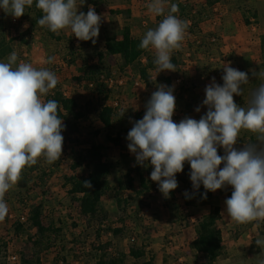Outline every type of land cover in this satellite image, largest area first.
<instances>
[{"label": "clouds", "instance_id": "9594fccd", "mask_svg": "<svg viewBox=\"0 0 264 264\" xmlns=\"http://www.w3.org/2000/svg\"><path fill=\"white\" fill-rule=\"evenodd\" d=\"M33 3L34 0H0V9L18 19ZM78 6L77 0H36L35 7L43 14L37 23L57 35L70 29L78 41L95 44L101 16L93 6H89L87 14H78ZM146 7L154 16L164 18L145 33L139 47L154 51L158 74L175 72L171 57L182 47L187 22L176 15L179 6L175 3L170 4L166 15L165 0H151ZM17 61L18 54L12 51L7 62H0V223L9 212L5 195L18 185L24 169L36 165L40 158L49 165L60 160L64 141L60 104L54 99H43L56 88L58 77L47 68ZM53 61L50 56L45 63ZM223 70V86L213 78L205 89L203 105L208 110L199 120L185 118L174 122L173 89L159 86L151 95L143 118L128 132V148L139 165L150 161V179L158 184L164 198L178 187L176 174L183 171L187 162L194 190L198 191L202 184L206 199L207 192L231 186V197L225 201L230 222H255L259 227L264 224V83L252 92L248 106L240 107L233 97L242 95L243 86L249 83L248 73L230 65ZM253 75L264 79V70L253 71ZM242 131L254 134L259 145L248 142L237 150L234 145ZM218 148H223V156L218 155ZM83 186L91 188V183L85 181ZM185 196L190 198L187 192ZM255 242L264 249V235L258 233Z\"/></svg>", "mask_w": 264, "mask_h": 264}, {"label": "trees", "instance_id": "16d2710c", "mask_svg": "<svg viewBox=\"0 0 264 264\" xmlns=\"http://www.w3.org/2000/svg\"><path fill=\"white\" fill-rule=\"evenodd\" d=\"M168 1H171V4L175 3L179 6V12L176 15L181 20L186 22L191 21V25L189 27L187 26V35L185 38H187V47L195 51V45H199L203 50L206 42L204 45L203 43L199 44V42L201 40L204 42L208 39V36L203 34V28L199 24V19L210 8L214 9L221 3H233L236 0H206V5L200 6L195 3L193 4L192 0ZM35 2L36 0H34L31 7H26L36 17L33 27L26 31L20 30L17 26H10L6 18L0 15V62H7V57L12 51H16L18 54L17 64L22 61L25 57L19 47L24 46L26 50H32L34 32L38 28H43L48 37L51 38V43L55 45L56 49L53 48L52 53L56 55L57 47L60 49V46H64L66 52L69 53L68 66H72L77 62V58L81 57L83 60V69L79 74L77 83L79 88H83L86 93L91 92L92 97L87 99L82 105L77 98L67 96L58 84L55 89L43 97L45 100H57L60 104L59 116L63 120L64 130L62 135L64 140H71L72 136L76 134L75 130L79 129L81 122L92 113L98 112L100 123L103 126V130L97 129L93 131L92 129L91 138L86 140L87 144H90L86 145L87 148L84 153L77 155L70 165V174L68 178L65 177V190L72 202H74V205L78 207V220L89 222L90 225L93 222L97 223L93 229L98 242L92 246V253L96 258L95 264H132L129 263L131 259L136 261L145 260L143 264H156L155 258L150 256L146 250L149 246L146 233L152 231L154 233L158 232L163 229V225L156 224L159 213L157 211L155 213L152 208V198L158 195L162 197L165 204L172 205L177 201L176 195L178 188L169 194V198H164L159 190L158 184L150 179L153 167L150 161H147L146 165L149 171L145 170L143 172L141 168H132L129 171L138 178L139 182L134 185L128 184L134 196L127 198L121 191H115L113 185L115 168L106 161L107 151H110L111 148L117 145L118 147H124V143L128 141L127 137L118 130V126L122 120L120 114L121 108L119 106H123L124 101L121 98L123 94L116 91V86L120 88L123 85L118 84V81L114 83L111 77H109V74L114 73L113 69L118 66L121 71L118 73L123 79L125 69L130 67L132 71L139 73L142 79H148L149 72L156 71L154 51L141 49L139 44L142 38L132 36L128 26L125 27V32L122 33L118 32L115 27L105 28L102 33L104 40L103 47L100 42V36L96 38L95 44L90 41L92 46H77L75 39L70 38L64 40L63 36L56 35L49 31L47 27L38 25L37 21L43 14L41 10L35 7ZM103 3H105V0H90L82 12L87 14L90 5L99 7ZM240 10L243 14L244 22L247 25L254 23L261 25V51L264 58V10H257L248 6H242ZM162 19L163 17L160 16L159 22ZM196 29L199 30L197 33L195 32ZM194 37L196 38L194 39ZM215 37L220 39L218 35H215ZM184 50L181 47L179 50L174 51L171 57L172 63L176 66V71L173 72V75L178 77L179 80H182V85L177 89L174 86L176 79L173 82L165 78V83L169 88L173 89L174 95L180 91V98L186 96L188 89L185 86L186 84L192 88V84L186 76L185 66L182 62ZM210 78L212 81L213 78L215 81H218L216 74H213ZM253 80L252 88L254 89L263 83V79H258L256 76ZM248 89H250L249 85L243 86V93L240 95V101L243 100L242 105L246 103L245 97L248 94ZM116 92L118 98H121L120 105L117 107L109 103L111 96ZM188 107L189 109L191 108L190 103H188ZM177 112L178 109L176 106L174 114ZM173 121L175 122L174 117ZM102 133L104 134L105 142L97 139L103 135ZM254 136V134L242 131L240 134L242 148L248 142L254 143ZM46 164L48 163L43 158H40L36 165L24 169L21 179L35 190H42L46 175L43 167ZM190 172V165L184 167L181 173L176 174L177 183L181 185L187 184L190 178ZM85 181L91 183V188H85L83 186ZM190 188V198L184 196L185 210L191 207L206 206L209 192H207V198L204 199L203 194L205 193V189H199L197 191L192 186ZM107 198L115 200L117 206L116 213H112L109 209L105 208L104 202ZM22 201H24L23 208H27L29 202L23 199ZM49 201L50 199H46L40 206L34 207V211L31 213L33 215L30 219L32 223H28L27 221L21 222L20 220L11 226V233L19 240L18 260L12 264H43L42 259L44 256L52 258V264H71L65 252V246L61 248L57 256H52V245L57 244L61 233L63 234L65 229L63 226L56 228L51 223V218L45 216L44 209ZM169 209L173 212L179 210L176 205L169 207ZM147 211L150 212L151 219L147 217ZM111 217H115L117 221L114 223V228L106 226ZM8 219L9 215H7L5 221L8 222ZM4 222L2 224H5ZM221 224L220 219L214 217H204L201 220V235L193 243L197 251L196 259L204 258L208 264H218V260L226 254L223 231L220 227ZM77 225L78 222L74 223V226ZM106 233H112L117 238H122L126 235L132 236L133 240L128 248L121 250L114 247V244L110 241L104 239V234ZM77 240H75L73 249L77 248L76 251L82 252L79 249H82L81 246L83 243L79 239ZM1 253L2 251H0V264H9L8 258L2 257L3 254L1 255Z\"/></svg>", "mask_w": 264, "mask_h": 264}, {"label": "rangeland", "instance_id": "374dc122", "mask_svg": "<svg viewBox=\"0 0 264 264\" xmlns=\"http://www.w3.org/2000/svg\"><path fill=\"white\" fill-rule=\"evenodd\" d=\"M83 4H87L90 0H84ZM107 3H111L114 5V0H106ZM198 1V0H193ZM197 3V2H195ZM240 3V1H238ZM233 5L232 11L229 7V12L226 14V9L224 13L222 9L226 8L223 5L219 6L216 9V15L212 16V19L208 17L205 20L199 19V24L202 25V28L206 29L208 35V39L212 36L218 35L220 39L216 43H210V40L206 39V41H200L199 44L204 45L205 48L203 50L199 47V45H195V51L187 47V38L184 39L182 42V48L184 50V56L182 59L183 65L187 68V74L189 75V71L193 67H199L202 73L209 77L212 76L213 71H215L216 77L218 80L222 79L224 75L223 67L225 65H230V61H234V64L238 65V68H243L244 71H248V68L251 67L250 65V56L252 55L250 52L247 51V48H251L250 46H245L241 44L239 39L240 31L242 34L245 32L237 26L235 32H232L231 35L228 34V31H220L222 29V22L221 25H215V21L218 19H227V21H231L230 23H236L234 20L236 17L242 23L241 20V13L238 12L239 5ZM80 8H81V3ZM257 4V6H256ZM263 4H259L258 2L250 1L249 5H245L248 7H253L260 9ZM221 8V9H220ZM96 13L101 16L100 10ZM211 14V13H210ZM0 15L6 18L10 26H17L20 30L26 31L29 28H32L34 21V17L30 16L28 12H26L20 18H14L10 14L5 15L0 10ZM112 20L102 18L100 21L99 26V35L102 36L103 31L102 28L105 29L106 26L113 25L114 27H121L123 25L122 16L113 15L111 16ZM220 19V20H221ZM225 19V20H226ZM110 21H112L110 23ZM237 24V23H236ZM236 24L233 26L236 27ZM243 24V23H242ZM241 24V25H242ZM121 25V26H120ZM110 26V27H111ZM211 29V30H210ZM210 30V31H209ZM187 31V29H186ZM199 30L196 29L195 32L197 33ZM57 35V34H56ZM59 35L63 36L64 40L68 39H75V43L77 46L82 45L85 47L92 46L90 41H78L77 38L72 34L70 29L61 30ZM197 36V35H196ZM186 37V35H185ZM196 37H194L195 39ZM50 37L43 31V28H38L36 32H34V43L32 45V50H26V47L21 46V52L25 58L22 61L31 63L36 68H49V70L53 71L56 76L58 77V84L62 85V87L67 90L69 93L74 94L73 96L76 97L80 103H84L87 99L92 97L91 92L86 93V91L78 90L77 89V79L79 78V74L82 68V62L77 61L73 64V67L68 66V52L64 49V46L57 47L56 55L52 53V49L55 48V45L51 43ZM67 43V42H66ZM245 46V47H244ZM208 47V48H207ZM228 47V48H227ZM235 47V48H234ZM230 48V51L227 50ZM235 49V50H233ZM187 53L191 55L188 56ZM186 54V56H185ZM55 55V56H54ZM208 56L205 61L199 60V56ZM48 57H54V61L51 64L45 63ZM248 57L250 61L248 60ZM81 58V57H79ZM210 58V60H209ZM78 60V58H77ZM230 62V64H229ZM240 63V64H238ZM235 65V67H237ZM255 66V65H252ZM115 67V66H114ZM264 67V65H263ZM114 73H110L109 77H111L112 81L117 82L121 86L117 88L116 91L121 92L123 95L121 98L124 101V105H120V99L118 98L117 92L111 96L109 100L110 104L115 105L116 107L119 106L121 108V117L122 120L118 126V130L123 133L127 137L128 132L133 127V124L136 121H139L143 118L146 112V105L151 98V95L157 91V86L165 85V77L167 75L166 71L161 73H153L150 74L149 79H142L136 71H132V68L128 67L125 70L124 77L118 73L121 72L120 68L116 66L114 69ZM259 73V72H256ZM121 76V77H120ZM211 79V78H210ZM73 83V84H72ZM149 83V85H147ZM117 84V83H116ZM179 86L182 83H178ZM188 89L186 91V96L184 98H180L181 95L180 91L175 96V103L178 109V114L175 118V121L179 123L181 120L185 118H191L192 115L188 112V103H192L194 99H196L197 94H195L194 89L191 88L189 85H185ZM175 87L178 86L176 85ZM254 89H248V94L245 97L246 103L242 105V107H246L248 101L251 98V94ZM66 92V93H68ZM76 92V93H75ZM68 93V94H69ZM78 93V94H77ZM248 98V99H247ZM238 101V99H237ZM124 113V114H123ZM123 114V115H122ZM183 114V115H181ZM93 131L100 129L103 130V126L99 120L98 112L92 113L88 115L83 122H81L79 129L75 130L76 134L72 136L71 140H64L63 142V149H62V156L61 159L55 162L54 164H46L43 167V170L46 172L43 182L42 190H35L34 188L30 187L29 184H26L22 179L18 182V185L11 190H9L5 195V201L9 207V219L8 224L0 223V251H2L1 255L4 258H7L10 254L14 251L18 255V245L19 240L15 238L14 234H11V226L15 225L18 221L22 220V218L26 219L28 223L30 222L31 216L34 211V207L36 205H40L44 203L46 199H50L44 209L45 216H49L51 218V223L56 228L64 227L65 231L62 234L57 242V244L52 245V256H57L60 253L61 248L63 246L66 247V254L70 259L71 264H95L96 258L94 256L92 246L98 242L97 237H95L94 229L97 225L96 222H93L91 225L89 222L80 221L78 220L79 212L78 207L74 205L71 198L67 195L65 190V177L68 178L70 174V165L73 163L74 159L80 153H84L85 149L87 148L86 140L91 138V133ZM103 134V133H102ZM103 137V138H101ZM101 142H105L104 134L97 138ZM128 145L126 148L122 149V146L118 145L111 148L110 151H107L106 161L109 165H113L115 168V173L113 177V185L115 191H121L123 195L127 198L131 197L133 194L128 186V184L134 185L138 182L136 181V176L130 175V170L134 168L137 164L136 157L133 153H131ZM127 183V185H126ZM190 185V184H189ZM47 193V194H46ZM25 200L28 203L27 208H23V204ZM105 208L109 209L112 213H116L117 206L114 199H106L105 200ZM161 205V204H160ZM159 210V209H158ZM149 213V211H147ZM188 212L184 214V220L187 222L188 220ZM150 215V218H149ZM115 216V215H114ZM147 217L151 219V214H147ZM162 219V217H161ZM164 220L162 219V222ZM180 221V220H178ZM6 222V221H5ZM77 226H74V223H77ZM115 217H111L109 219V223L106 226L115 227L114 223H116ZM189 222H187L188 224ZM173 226V225H171ZM167 226L161 229L158 232H147L146 238L147 243L149 246L147 247V251L149 252L150 256L155 258L156 264H208L204 258L196 259L195 255H188L189 251L185 248H182V244L180 245L181 240V233L179 231L175 232L174 234H168L166 231L170 229L172 231V227ZM190 227V225L188 224ZM192 226V224H191ZM165 229V232L163 230ZM227 228H225L226 230ZM165 233V235H163ZM237 235V234H236ZM234 234V241L232 240L231 244L236 246L239 244L237 242L238 237L236 238ZM152 237V238H151ZM229 237V236H228ZM227 237V242H228ZM79 239L83 245L81 246L82 252L76 251L77 248L75 246V240ZM104 239L110 241L114 244V247L118 249H125L128 248L130 243H132V236H124L122 238L115 237L112 233L104 234ZM194 239V238H193ZM140 240V239H139ZM78 241V240H77ZM188 243V242H187ZM191 244V242H189ZM186 244V241H185ZM187 245V244H186ZM229 246H226V248ZM241 247V245L239 246ZM188 253V254H185ZM184 255H188L185 257ZM43 264H52V258L48 256L43 257ZM182 260V261H181ZM192 261V262H190ZM203 261V262H202ZM145 260L136 261L131 259L129 263L135 264L140 263L143 264ZM218 264H245L242 261V257L238 256H231L226 253L223 257L218 260Z\"/></svg>", "mask_w": 264, "mask_h": 264}, {"label": "crops", "instance_id": "0c3cea01", "mask_svg": "<svg viewBox=\"0 0 264 264\" xmlns=\"http://www.w3.org/2000/svg\"><path fill=\"white\" fill-rule=\"evenodd\" d=\"M238 1H240V3H238ZM250 1L258 2L259 4H263L260 9H257V7L255 9L264 10V0H236L233 3L224 2V3H221L219 6L223 5L224 7H226L224 9H222L223 13L226 9V14L229 12V9L227 7H229L232 11H234V9H232L233 8L232 6L238 3V5H239L238 12L241 13V20H242L243 24L236 17V19L234 20V22L237 23V24L234 23V24H236V27L233 26L234 25L233 23H230L231 21L230 22L227 21L226 18H225L226 20L224 18L223 19L220 18L221 20L218 19L217 21H215V25H217V24L221 25V22H222L223 25H221L222 29L220 31H228L229 35H231L232 32H235L237 26L240 27L245 32L244 34H242V32L240 31V35L238 36L239 37L238 40L241 41V43L239 45L244 44L245 46L251 47V48H247V51L252 54L250 56L251 61L248 57V60L250 61L251 67L248 68V71H246V72L248 73V76H249V83L247 85H249L250 89H254V88H252L253 82H254L253 78L255 77L253 75V71L254 72H260L261 70H264V67H263L264 58H263V53L261 51L262 50V39H261L262 27L259 23L247 25L244 22L243 14L240 10V8L242 6L249 5ZM84 2H85L84 0H77V4L79 5L78 6V14H79V12H82L84 9V7L86 5V3L83 4ZM150 2H151V0H114V5H113L112 2L109 4L105 0V3H103L99 7H96L94 5H90V6H93L95 11L100 10L99 12L101 14V17L105 18V20L106 19L112 20L111 16H113V15H117L120 17L122 16L121 18H122L123 25L122 26L120 25L121 27H119V28L115 27L118 30V32H121V33L125 32L124 29L126 26H128L130 28L132 36H134L136 38H143V36L145 35V33L149 29L156 28L158 26V24L160 23L159 22L160 16L159 17L154 16L153 14H151L148 11V9L146 7V5ZM195 2H197V3H195ZM79 3H81V8H80ZM87 3H89V2H87ZM194 3L198 6L206 5V0L193 1V4ZM170 4H171V1L165 0V15L168 12ZM219 6L214 8V9L210 8L208 11H206L204 13L203 17H201L200 19L205 20L208 17H210L211 20L214 19V18H212V16L216 15V13H217L216 9H218ZM256 6H257V4H256ZM0 10L2 11L3 14L8 15L2 9H0ZM25 10H26V12L29 13L30 16L34 17V21L32 22V24H33L36 20L35 15L32 14L31 12H29L27 8H25ZM162 17L164 18V16H162ZM111 22L112 21H110V23ZM110 26L111 25L106 26L105 28L114 27L113 25L111 27ZM64 30H66V29H64ZM103 30H104V28H102L101 31H103ZM43 31L46 33L45 30H43ZM203 34L207 35V36L210 35V33H207L206 29H204V28H203ZM185 35H187V31H186ZM99 38H100L101 45L103 47L104 46V40H103L102 36H100ZM233 50H235V49H233ZM227 51L229 52L230 48ZM207 58H208V56H202V55L199 56V60L205 61V59H207ZM209 60H210V58H209ZM77 61L83 62V60L81 58H78ZM230 62H231V67L238 69L240 71H244L243 68L239 69L238 65L234 64V61H230ZM230 62H229V64H230ZM238 64H240V63H238ZM235 65L237 67H235ZM252 65H255V66H252ZM71 67H73V65ZM151 73H153V72L152 71L149 72L148 79H149V76ZM154 73H156V71ZM166 73H167V75L165 78H168V79L172 80L173 82L176 79L174 86L177 85L179 88L178 77L174 76L172 71H166ZM212 74H217V73H215V71H213ZM186 76L189 78L195 94H197L196 99H194L192 101V103L190 104L191 108L188 109V112L191 113L189 115H192V117H191L192 119L199 120L202 116L206 115L207 110H208L207 107L203 105V101L206 99L205 89L212 82V79L205 76L202 73V71L200 70V68L196 67V66L190 69L189 75L186 72ZM140 77H141V75H140ZM215 82H216V84L223 86V79H220V80L215 81ZM263 83H264V79H263ZM165 85L168 86L166 83H165ZM59 86L62 88V90L65 92V94L67 96L74 97L73 96L74 94L69 93L67 90H65L62 87V85H59ZM155 87L158 90V87L157 86H155ZM80 89L83 90V88H79V85H77L76 91H78ZM66 92H68L69 94ZM246 92H247V89H246ZM233 99H234V102L238 106L242 107L243 100L240 101V96L234 95ZM237 99H238V101H237ZM81 104L83 105L84 103H81ZM247 106H248V104H247ZM198 107L200 108L199 112L196 111V109ZM177 114H178V112L176 114H174L173 117L177 116ZM181 115H183V114H181ZM174 118H176V117H174ZM101 138H103V137H101ZM254 139H256L255 136H254ZM254 143H257L259 145V142L256 140H254ZM128 144H129V141L125 142L124 147H122V149L126 148ZM234 147L237 150L242 149V145L240 144V138H239L237 144L234 145ZM218 155H220V156L224 155L223 148H218ZM146 164H147V162H145L144 166H141L137 163L134 166V168H141L143 170V172L145 170L149 171ZM188 165H190V164L185 162L184 167H186ZM220 167L222 168L223 164H221ZM130 175H133V174L130 173ZM136 179H137L136 181L139 182L137 177H136ZM190 186H192V182H191L190 178H189V181L187 184H183V185L178 184V187H177L178 192L176 195L177 201L175 203H173L172 205L165 204L162 197H160L158 195L155 196L154 198H152V208L155 211V213H156V211L159 213L156 224H162L163 228L173 225V226H171L173 230L170 231V229H168V231H166V232L168 234H174L175 232L179 231L181 233V240L179 241L180 245L182 244V248H185L186 250L189 251V254L188 253H185V254H188V255L192 254V255H195V257H196L197 251L195 250L193 243L201 235V226H200L201 220L204 217H214V218L220 219V221L222 223L220 227L223 231L224 243L226 246H229L226 248V253H228V255H231V256L240 255L242 257V261L245 262V264H260V262L262 260H264V249L258 247L255 240L257 239L258 233L260 235H264V224L260 225L259 227H256L255 222L251 223V224H247V225H237L233 222H230V219L228 218L227 213H226L225 201H226V199L231 197L232 187L231 186H225L224 188L217 190L216 192H210L209 191V198H208V203L206 206L191 207V208H188L185 210L184 196H185L186 192L188 194L190 193V189H191ZM199 189H204L202 184H201ZM131 192L133 194L132 196H134L133 191H131ZM104 204H105V202H104ZM40 205H36V207L40 206ZM173 205L178 206L179 210H177L176 212H173L172 210H170L169 207H172ZM187 212L189 213L187 222H189L188 224L190 225V227L188 226L187 222L184 220V214H186ZM146 213L149 214L150 212L149 213L146 212ZM161 217L164 220L163 222H162ZM149 218H150V215H149ZM178 220H180V221H178ZM4 223L8 224V222H4ZM191 224H192V226H191ZM225 228H227V229L225 230ZM163 232H165V229L163 230ZM165 233H163V235H165ZM11 234L13 235V233H11ZM234 234L235 235L237 234L236 238L238 237L237 242L239 244H237L236 246L231 244L232 240L234 241ZM227 237H228V242H227ZM185 241H186L187 245L185 244ZM189 242H191V244ZM240 245H241V247H239ZM188 255H184V256L187 257ZM190 262H192V261H190Z\"/></svg>", "mask_w": 264, "mask_h": 264}, {"label": "built area", "instance_id": "2783aa9c", "mask_svg": "<svg viewBox=\"0 0 264 264\" xmlns=\"http://www.w3.org/2000/svg\"><path fill=\"white\" fill-rule=\"evenodd\" d=\"M187 25H188V27L191 25V21H188L187 22ZM208 40H210V43H216L219 39L217 38V37H215V36H212L211 38H209ZM207 46V45H206ZM205 46V47H206ZM204 47V48H205ZM208 48V47H207ZM187 55L188 56H190L191 54L190 53H187ZM185 56H186V54H185ZM184 69H185V71H187V68L186 67H184ZM179 83H182V80L180 79L179 80ZM26 221V219H24V218H22V220H21V222H25ZM7 258H8V263L9 264H12V263H15V262H17V260H18V255H17V253L14 251L12 254H10L9 256H7Z\"/></svg>", "mask_w": 264, "mask_h": 264}]
</instances>
